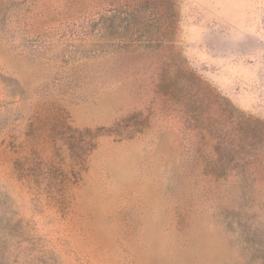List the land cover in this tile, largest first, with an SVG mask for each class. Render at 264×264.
I'll return each mask as SVG.
<instances>
[{
	"label": "rangeland",
	"instance_id": "1",
	"mask_svg": "<svg viewBox=\"0 0 264 264\" xmlns=\"http://www.w3.org/2000/svg\"><path fill=\"white\" fill-rule=\"evenodd\" d=\"M0 264H264V0H0Z\"/></svg>",
	"mask_w": 264,
	"mask_h": 264
}]
</instances>
